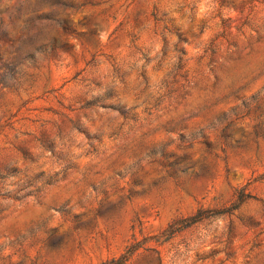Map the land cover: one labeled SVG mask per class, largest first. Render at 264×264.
Here are the masks:
<instances>
[{
  "label": "rangeland",
  "instance_id": "rangeland-1",
  "mask_svg": "<svg viewBox=\"0 0 264 264\" xmlns=\"http://www.w3.org/2000/svg\"><path fill=\"white\" fill-rule=\"evenodd\" d=\"M130 253L264 264V0H0V264Z\"/></svg>",
  "mask_w": 264,
  "mask_h": 264
},
{
  "label": "trees",
  "instance_id": "trees-1",
  "mask_svg": "<svg viewBox=\"0 0 264 264\" xmlns=\"http://www.w3.org/2000/svg\"><path fill=\"white\" fill-rule=\"evenodd\" d=\"M251 197L249 195H243V194H238L237 195V203L232 205L231 208H229L227 211L222 212L221 214H232L233 211H236L239 209V207L248 199H250ZM208 218L207 216V211H198L196 212L193 216H191L188 219L183 220L182 222L179 223L180 229H185V228H189L191 226H194L204 220H206ZM175 232H177V229H175L174 231L171 232V234H174ZM133 253H130L128 255H124L121 258L117 259V260H110L107 261L103 264H126L131 258ZM227 258H230L231 255H226Z\"/></svg>",
  "mask_w": 264,
  "mask_h": 264
}]
</instances>
